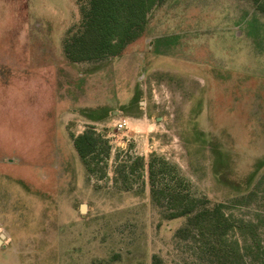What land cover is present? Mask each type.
Listing matches in <instances>:
<instances>
[{
    "label": "rangeland",
    "instance_id": "374dc122",
    "mask_svg": "<svg viewBox=\"0 0 264 264\" xmlns=\"http://www.w3.org/2000/svg\"><path fill=\"white\" fill-rule=\"evenodd\" d=\"M90 8L0 0V264H221L153 193L264 214V15L158 0L118 56L78 60ZM89 128L110 147L93 174Z\"/></svg>",
    "mask_w": 264,
    "mask_h": 264
},
{
    "label": "trees",
    "instance_id": "16d2710c",
    "mask_svg": "<svg viewBox=\"0 0 264 264\" xmlns=\"http://www.w3.org/2000/svg\"><path fill=\"white\" fill-rule=\"evenodd\" d=\"M157 1L89 0L91 8L86 16V32L78 39V49L82 53L78 60L118 56L127 44L142 34L146 15ZM251 1L264 15V0ZM74 147L90 174L96 171L95 160L105 162L110 155L108 142L91 128L74 139ZM152 178H155L153 170ZM153 195L158 202H166L171 220L186 218L192 226L195 224L190 233L202 239L206 251L218 256L221 264H244L247 259L254 264H264V241L260 234V230L264 233V214L258 215L257 224L234 221L226 216L220 204L209 209L182 192H154ZM234 232L244 239V246L240 247L237 241L229 242L228 237Z\"/></svg>",
    "mask_w": 264,
    "mask_h": 264
},
{
    "label": "water",
    "instance_id": "95a60500",
    "mask_svg": "<svg viewBox=\"0 0 264 264\" xmlns=\"http://www.w3.org/2000/svg\"><path fill=\"white\" fill-rule=\"evenodd\" d=\"M86 207L83 205L82 207H81V210H82V212H85V209ZM1 241V240H0Z\"/></svg>",
    "mask_w": 264,
    "mask_h": 264
}]
</instances>
